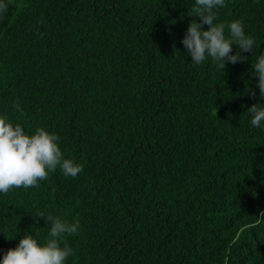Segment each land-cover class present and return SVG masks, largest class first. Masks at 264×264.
<instances>
[{"label": "trees", "instance_id": "16d2710c", "mask_svg": "<svg viewBox=\"0 0 264 264\" xmlns=\"http://www.w3.org/2000/svg\"><path fill=\"white\" fill-rule=\"evenodd\" d=\"M0 2V116L83 165L0 193V261L46 241L43 212L79 221L65 264H264V122L247 111L264 103V0L216 10L255 41L225 69L182 44L196 0Z\"/></svg>", "mask_w": 264, "mask_h": 264}, {"label": "clouds", "instance_id": "9594fccd", "mask_svg": "<svg viewBox=\"0 0 264 264\" xmlns=\"http://www.w3.org/2000/svg\"><path fill=\"white\" fill-rule=\"evenodd\" d=\"M221 7H226L225 0H196V6L192 8L194 16H189L199 17L200 20H192L182 44L195 65L211 57L218 69H225L227 63L244 62L246 58L241 52L254 49L255 41L251 35L245 34L241 20H234L227 26L228 36L225 35L226 25L215 23L216 10ZM7 9L8 5L0 2V14L6 13ZM204 25L208 26V30H204ZM233 44L238 47L234 55ZM253 65L255 76H258L260 96L264 100V54L259 55ZM252 95L256 93L253 91ZM262 104H253L247 109L254 127H260L264 122ZM13 107L21 111L18 102ZM58 140L56 134L49 133L43 127L37 128L34 135H28L19 123L13 125L7 116H0V193L38 186V181L46 180L49 171L54 172L58 166L66 177L74 178L82 172V164L64 158ZM35 217L46 218L47 225H51L46 241L41 244L32 234H25L17 247L4 253L0 264H65L69 256L75 255L66 235L78 233V220L68 222L59 216H46L43 212H38Z\"/></svg>", "mask_w": 264, "mask_h": 264}]
</instances>
